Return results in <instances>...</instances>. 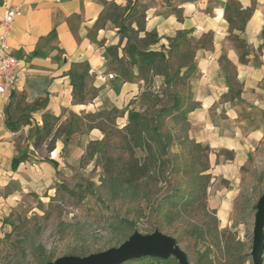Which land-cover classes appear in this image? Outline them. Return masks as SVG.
Instances as JSON below:
<instances>
[{"label":"rangeland","instance_id":"rangeland-1","mask_svg":"<svg viewBox=\"0 0 264 264\" xmlns=\"http://www.w3.org/2000/svg\"><path fill=\"white\" fill-rule=\"evenodd\" d=\"M133 3L131 0L129 12L113 4L105 16L113 14L118 26L130 30L134 19L137 25L143 20L142 12L133 18ZM186 39L191 45L183 44L182 51L189 49L195 56L197 41L188 35ZM210 40L209 36L208 43ZM171 63L174 69L187 64L172 86L167 87L162 76L146 74L144 80L138 71L142 90L122 108L82 115L68 111L60 125L61 119L57 121L56 146L59 140L66 145L63 164L46 189L25 190L6 214L0 213V264H47L62 256L83 257L120 246L135 231L151 234L155 230L176 238L193 264H254L255 216L264 194V138L250 153L234 185L225 179L214 180L212 149L206 150L208 144L196 141L189 114L175 119L165 113L162 132L169 146L163 160L154 161L142 148L132 147L125 129L130 110L151 115L171 107L177 96L183 99V107L196 105L191 82L198 72L196 56L182 60L175 54ZM192 63L195 69H188ZM117 67L134 75L127 58ZM230 74L234 79L233 70ZM234 83L233 96L241 90L239 83ZM92 94V90L85 92V97ZM29 112V107L21 104L13 114L24 121ZM92 126L101 130L100 139L90 138ZM69 127L73 132L67 135ZM35 140L36 132L31 135L33 144ZM68 142L75 146L73 151L67 148ZM45 145L38 148L44 149L42 156L48 158L52 151ZM142 165L147 171L143 177L139 174ZM199 171L205 176L198 178ZM204 184L205 192L200 188ZM218 185L234 191L219 193ZM168 196L173 200H166ZM191 197L192 202L186 203ZM223 208L226 215L220 212L222 221L219 209ZM127 264L155 262L133 260Z\"/></svg>","mask_w":264,"mask_h":264},{"label":"crops","instance_id":"crops-1","mask_svg":"<svg viewBox=\"0 0 264 264\" xmlns=\"http://www.w3.org/2000/svg\"><path fill=\"white\" fill-rule=\"evenodd\" d=\"M10 1L23 4V13L13 25L10 47L26 61L28 73L15 98L0 94V213L4 214L25 190L46 189L63 164L64 141L59 140L48 158L42 156L44 149L31 142V135L43 126L44 113L59 117L60 125L68 111L82 115L122 108L137 98L143 83L136 66L132 76L117 67L119 59L127 58V38L122 39L120 27L105 16L113 4L128 7V0ZM134 1L133 18L144 14L145 30L140 36L156 33L159 42L155 49L168 47V38L180 31L197 41L198 72L191 82L198 107L189 113L191 132L196 141L212 149L214 180L225 179L234 185L250 153L264 138V0ZM237 10L249 13L245 23ZM132 27L138 28L135 19ZM80 64L89 66L85 92L93 91L84 101L74 97L71 78ZM234 81L241 86L235 96ZM37 100L45 103L32 108ZM21 104L30 109L25 123L13 114ZM101 136L99 128H90L91 139ZM67 148L73 151L75 146L68 142ZM22 153L28 158L14 169L13 160ZM77 156L80 158L79 153ZM66 159L69 161L68 156ZM217 187L219 193L234 191ZM221 211L226 215L223 208L219 216Z\"/></svg>","mask_w":264,"mask_h":264},{"label":"trees","instance_id":"trees-1","mask_svg":"<svg viewBox=\"0 0 264 264\" xmlns=\"http://www.w3.org/2000/svg\"><path fill=\"white\" fill-rule=\"evenodd\" d=\"M131 0H128V5ZM121 7L118 4H114ZM128 8V7H126ZM125 8V9H126ZM236 12V11H235ZM241 16L243 23L246 22V18L249 15L247 10L238 11ZM113 14H110V17ZM181 18V15L178 16ZM144 18V14H143ZM119 32L122 35V39L127 38V44L125 46L126 57L129 59V62L132 67H137L142 79H146L148 74H152L155 76H162L164 78V84L168 86H172L175 84L177 79L181 74V68L187 66V64H181L177 69H174L173 64L171 63V58L178 54L180 59L187 60L192 58L194 60V53L189 49L182 51L183 44L187 43L189 46L191 45L190 41L186 39V33L183 31L178 32L177 36L169 38V49L162 45L161 49H155L152 45L157 44L159 42L158 35L156 33L145 32V36L141 37L140 32L144 31V23L143 21L138 22V28L135 29L132 27L127 30L124 25L119 26ZM110 50H114V47H110ZM116 58H118L116 56ZM123 59H119V62H122ZM83 65V68L78 70L75 69L71 72L72 84L74 86V97L77 98L78 101L85 100V79L89 73V66L86 64ZM78 65V66H80ZM77 66V67H78ZM196 64L192 63L188 69H195ZM128 73V72H127ZM147 74V75H146ZM145 94V93H144ZM143 94V95H144ZM45 101L37 100L34 103L32 108H35L36 105L43 104ZM198 107V103L193 106L183 107V99L177 96L171 105V107L161 108L154 111L153 114L149 115L147 113L141 112L139 110H130L128 112L129 122L125 125V129L132 141V147H138L145 150L148 155L151 156V159L163 160V157L168 153V138L162 132V120L165 116V113L168 112L169 115L174 117L175 119H184L187 114L192 112ZM176 111V113H174ZM59 117H55L50 113H44L43 115V126L37 128L36 130V140L34 143L35 148L40 147L43 144H46V148L48 151H52L56 147V141L58 136L56 134V124L59 120ZM28 119L21 122L25 123ZM93 127V126H92ZM91 127V128H92ZM12 129L16 130L17 127L12 125ZM73 130L70 127L67 129V135L72 133ZM198 147L202 145L200 143H196ZM204 148L209 150L210 147L207 145ZM28 155L26 153H22L20 156L15 157L13 160V168L16 169L20 162L26 160ZM57 165L55 160L49 159ZM139 174L143 176L147 175L144 171L146 166L142 165L139 167ZM205 170V169H204ZM155 172V171H154ZM156 173V172H155ZM202 171H199L198 178H202ZM200 188L205 192L207 186L201 185ZM66 190L72 194L77 195V193L72 189ZM173 197L168 196L166 200L172 201ZM186 203L192 202V197L190 199H186ZM133 260H137L140 263H153L155 264H179L178 260L175 257H169L167 259L160 258L157 256H143L136 259L128 260L122 264H127Z\"/></svg>","mask_w":264,"mask_h":264},{"label":"water","instance_id":"water-1","mask_svg":"<svg viewBox=\"0 0 264 264\" xmlns=\"http://www.w3.org/2000/svg\"><path fill=\"white\" fill-rule=\"evenodd\" d=\"M264 252V194L257 203L254 226L253 263L262 264ZM143 256H157L167 259L175 257L179 264H193L188 254L181 248L177 239L155 230L151 234L135 231L120 246L87 256H62L47 264H122Z\"/></svg>","mask_w":264,"mask_h":264},{"label":"built area","instance_id":"built-area-1","mask_svg":"<svg viewBox=\"0 0 264 264\" xmlns=\"http://www.w3.org/2000/svg\"><path fill=\"white\" fill-rule=\"evenodd\" d=\"M0 17V94L10 97L16 92L28 73V65L11 52L10 38L17 17L23 13V4L4 0Z\"/></svg>","mask_w":264,"mask_h":264}]
</instances>
